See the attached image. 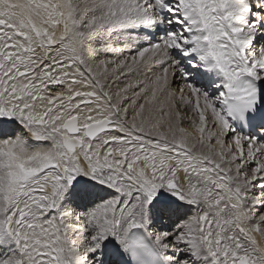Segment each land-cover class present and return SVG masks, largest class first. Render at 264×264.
Segmentation results:
<instances>
[{
	"label": "snow or ice",
	"instance_id": "1",
	"mask_svg": "<svg viewBox=\"0 0 264 264\" xmlns=\"http://www.w3.org/2000/svg\"><path fill=\"white\" fill-rule=\"evenodd\" d=\"M0 264H264V0H0Z\"/></svg>",
	"mask_w": 264,
	"mask_h": 264
}]
</instances>
